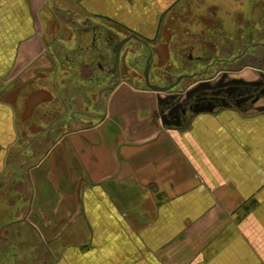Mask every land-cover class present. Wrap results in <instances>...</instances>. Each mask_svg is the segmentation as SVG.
<instances>
[{
  "label": "crops",
  "instance_id": "obj_1",
  "mask_svg": "<svg viewBox=\"0 0 264 264\" xmlns=\"http://www.w3.org/2000/svg\"><path fill=\"white\" fill-rule=\"evenodd\" d=\"M197 2L0 0V195L12 187L26 203L32 193L24 222L38 233L30 248L50 253L43 264H264V110L229 105L166 125L157 94L123 80L103 109L90 105L93 124L65 120L93 87L86 63L98 32L166 46L170 64L179 49L235 43ZM77 30L94 34L92 45L63 38ZM10 224L25 249L3 257L32 258L26 226Z\"/></svg>",
  "mask_w": 264,
  "mask_h": 264
},
{
  "label": "flooded vegetation",
  "instance_id": "obj_2",
  "mask_svg": "<svg viewBox=\"0 0 264 264\" xmlns=\"http://www.w3.org/2000/svg\"><path fill=\"white\" fill-rule=\"evenodd\" d=\"M258 19L260 26H255L257 22L252 20V23L246 25L243 30L241 29L242 31L236 27L235 32H232L235 43L219 45L217 49L202 51L197 56H194L193 52H191L187 59L185 57L188 63H185L186 67L183 68V71L180 69L179 74H177L179 71L175 66H170L174 62L170 64V61H166L162 65L163 68L161 67L160 69L162 73L160 76L153 74V78H151L149 75L150 83L153 79L158 82V85L163 87L174 85L170 92L165 95L166 98L161 99L162 104L160 108L158 107L157 116L161 118L163 123L183 127L189 125L198 112L201 113L204 109L217 110L230 105L237 106L246 111L250 108H255V106L261 107L260 105H264L261 104L262 100L264 101V18ZM256 32L260 37L255 40L253 39V35ZM129 36L131 35L129 34L126 37ZM131 40L137 42L142 48L144 47L143 41L145 40L143 38H132ZM114 48H111V52L113 53ZM108 51L109 48L106 46V48L100 51L99 56L95 50L91 51L89 55L87 54L91 63H86L88 70H86L85 77L90 80L91 85H97L101 75L108 76L109 74L112 79L110 82L106 79L102 80L103 85L100 86L98 94L97 92L93 93L94 90L91 86L92 89L87 91L88 93H84L86 97L83 98L81 94L80 98H75L71 101L73 102L74 108L68 119L70 126L89 125L88 123L90 125L93 124L96 119L94 120L89 114V110L91 109L90 105H95L103 109L106 102L105 99L109 97L110 93L123 80L129 82L130 78L124 77L122 70L114 73L115 58L114 64L110 65L107 63L106 59L110 54ZM151 52L155 54L154 50H149L148 57L151 55ZM181 53L184 55V52ZM181 53L179 51L176 52V54ZM95 57H99L101 61L104 60V63H107V67L105 65V67L98 65V73L93 71L94 66L92 61H94ZM170 67L173 68L174 72L169 70ZM246 69L251 71L250 74L253 75V78H244L243 72ZM181 77L182 79L179 80ZM137 84L139 87L141 86L149 90L145 86V76L144 85L135 83V85ZM94 94H96V98ZM97 97H100V99L98 100ZM77 99H80L78 105H76ZM56 105H60L62 108L64 106L58 100L56 101ZM63 112L64 109L62 112L56 111L53 116L54 118L58 117L60 119L59 123H57L60 126L66 125L63 120ZM101 114L98 116L99 119L103 116ZM60 128L63 129L62 127ZM6 239L7 237L3 240Z\"/></svg>",
  "mask_w": 264,
  "mask_h": 264
},
{
  "label": "rangeland",
  "instance_id": "obj_3",
  "mask_svg": "<svg viewBox=\"0 0 264 264\" xmlns=\"http://www.w3.org/2000/svg\"><path fill=\"white\" fill-rule=\"evenodd\" d=\"M194 5V4H193ZM200 7H204L205 11H210L212 12V14L215 16H218L219 19L222 21V23L226 26L224 27H228V32H235L236 27L238 29H244V24L246 22V16L249 14H256V17L251 19L254 22H258V18H264V0H199V2L196 3V8L201 9ZM192 13V12H191ZM207 20V19H206ZM206 20H200L201 22H205ZM252 23V22H250ZM222 25V24H221ZM237 29V31H238ZM241 30V31H242ZM184 32V31H181ZM98 39L100 40L98 46H97V51L96 53L99 56V53L101 50H103L104 48H106V46L109 48L108 53H110L107 56V63L112 65L114 64V53L111 52V48L115 47L120 41H122L124 38H126V36H128L129 34L126 32H122L121 30L117 29L115 31H110V30H106L104 32H98ZM259 34H257V32L253 35V39H258L260 36H258ZM76 37V38H80V44H89L91 43L92 45V39L94 38V34L92 33H85L84 30H77V32H75V34L71 31H67V33L65 35H63V38H69V37ZM107 39V41H106ZM234 40V38H233ZM82 42V43H81ZM153 47V46H152ZM161 47V46H160ZM101 48V50H100ZM155 49V54L158 53L159 54V60H158V64L155 68L152 67L153 66V59H150V63H151V67H150V73L149 75L151 76V78H153V74H157V75H161V67L162 65H164V62H169V59L167 58L168 56H170L171 50L169 48H167L166 46H162L159 51L157 48L153 47ZM91 51V50H89ZM193 55L194 54H199V49H195L193 50ZM179 52H184V55H182L183 53H181L182 59L178 60L177 62L175 61V63L173 65H170L172 67H176L178 69V73H180V69L183 71V68L186 67V62L188 63V61L186 60L189 56V52L190 49L187 50H183V49H179ZM192 52V51H191ZM113 53V54H112ZM136 54V55H134ZM149 55V50H145L144 47L142 48L141 45H139L137 42L134 41H130L129 43H127L123 49H122V58H121V68L120 71L122 70L123 76L124 77H128L130 78L129 82H131L133 85L135 83H139L140 85H144V71H145V67L147 64V59ZM154 55V53H153ZM157 55V54H156ZM158 57V55H157ZM186 57V59H185ZM186 60V61H185ZM93 63V71L98 73V65L99 66H106L107 67V63H104V60L101 61V59L99 57H95L94 61H92ZM104 66V67H105ZM170 67L169 70L173 71V68ZM163 68V67H162ZM106 69V68H104ZM152 69V70H151ZM154 70V72H153ZM248 70V71H247ZM243 72V71H242ZM250 70L246 69V71L243 72V76L244 78H253V75L250 74ZM100 81L99 83H97V85L93 86V90L95 92H97L98 90H100V86L103 85L102 80L106 79L108 82H110V80L112 79V77L108 74V76L105 75H101L100 77ZM153 82V83H152ZM151 84H157L158 82L156 80L152 79ZM138 85V84H137ZM146 86V85H145ZM79 93V92H77ZM86 93H88L86 91ZM80 95V94H79ZM78 96V94H77ZM95 98H96V94H94ZM45 99V97H44ZM80 102V99H77L76 101V105H78ZM261 104H264V101L262 100ZM58 110L60 112H62V107H60V105L57 106ZM69 118L65 117V120L67 121ZM51 121V120H50ZM90 124V123H88ZM63 128V127H62ZM64 128L63 129H59L57 130V132L59 134H62ZM57 135L55 132L51 133V135L49 136V138L43 141V144L46 145L48 144L49 147L51 145H53V143H55V140H57ZM48 145H46V148L48 147ZM9 189H2L1 193L3 194L2 196L0 195V264H41L39 261L46 262V261H50L48 259V256H50L49 251H46V247H44V245L38 244V247L35 248H30L31 245L36 246L37 245V239H38V233H36L35 229L27 226L26 222H24V216L26 214V210L27 207H30L33 205L32 202V193H29L27 202H23L25 201V199H23V195L20 194L19 190H15L12 187H8ZM7 193H9L8 195H6ZM11 200H13L12 202H10ZM11 222H13V224L17 225V229H19V225L22 224L21 227L26 226L25 228H22V232L24 234H26L28 237L29 241H32V243H30L29 245V254L28 256H32V258L27 257L25 260V257L23 258V260H20V257L18 258H6L3 257L4 253L8 251V253H10V250L13 249V247H15L17 250H15V252H21L23 251L25 248V244L21 243L20 244V238H19V232L17 230V232H15L13 229H11V226H9L8 224H10ZM11 225V224H10ZM21 234V232H20ZM5 237H7L6 240H3ZM36 238V239H35ZM46 252V253H43ZM12 253V252H11ZM14 253V252H13ZM40 253H42L43 255H41ZM40 254V255H39ZM28 259V260H27ZM48 263V262H46ZM44 263V264H46Z\"/></svg>",
  "mask_w": 264,
  "mask_h": 264
},
{
  "label": "water",
  "instance_id": "obj_4",
  "mask_svg": "<svg viewBox=\"0 0 264 264\" xmlns=\"http://www.w3.org/2000/svg\"><path fill=\"white\" fill-rule=\"evenodd\" d=\"M132 38L134 39H140L138 35H131L129 37L124 38L122 41H120L114 48V54H115V68H114V73L116 72H120V60H121V50L124 47V45L130 41ZM144 44H148L145 41H143ZM153 57V52H151V55L149 56V58L147 59V64H146V70L144 73L145 76V82H146V86L149 90L156 92L157 93V100H158V107L160 108L162 102L161 99H165L166 98V94L170 92L171 88L174 85L171 86H167V87H163L160 86L158 84L153 85L150 83V79H149V73H150V67H151V63H150V59H152ZM181 78H179V80H181ZM116 88V87H115ZM205 110V109H204ZM210 110H215V109H210ZM264 110V105L259 107V106H255V108H250L246 111H263ZM201 111V110H200ZM199 113V112H198Z\"/></svg>",
  "mask_w": 264,
  "mask_h": 264
}]
</instances>
